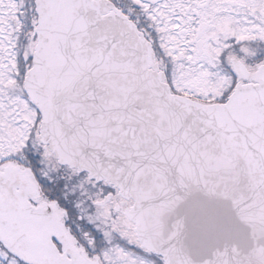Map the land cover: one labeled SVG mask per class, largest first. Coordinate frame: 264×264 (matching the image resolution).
Segmentation results:
<instances>
[{"label":"snow or ice","instance_id":"6c2138e0","mask_svg":"<svg viewBox=\"0 0 264 264\" xmlns=\"http://www.w3.org/2000/svg\"><path fill=\"white\" fill-rule=\"evenodd\" d=\"M0 264H264V0H0Z\"/></svg>","mask_w":264,"mask_h":264}]
</instances>
